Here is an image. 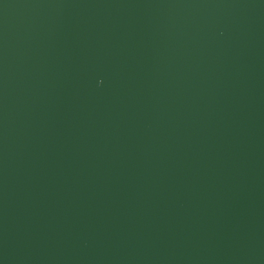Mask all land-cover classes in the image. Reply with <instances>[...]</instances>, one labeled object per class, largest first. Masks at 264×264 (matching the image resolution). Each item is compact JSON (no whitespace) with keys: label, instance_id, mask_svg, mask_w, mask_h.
<instances>
[{"label":"water","instance_id":"water-1","mask_svg":"<svg viewBox=\"0 0 264 264\" xmlns=\"http://www.w3.org/2000/svg\"><path fill=\"white\" fill-rule=\"evenodd\" d=\"M0 264H264V0H0Z\"/></svg>","mask_w":264,"mask_h":264}]
</instances>
